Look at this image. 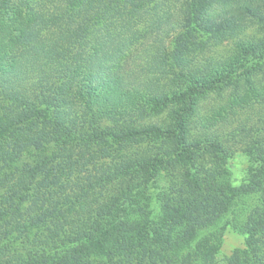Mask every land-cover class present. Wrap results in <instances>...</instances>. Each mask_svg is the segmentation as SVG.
Masks as SVG:
<instances>
[{
  "label": "trees",
  "instance_id": "trees-1",
  "mask_svg": "<svg viewBox=\"0 0 264 264\" xmlns=\"http://www.w3.org/2000/svg\"><path fill=\"white\" fill-rule=\"evenodd\" d=\"M226 226L264 264V0H0V264H217Z\"/></svg>",
  "mask_w": 264,
  "mask_h": 264
},
{
  "label": "rangeland",
  "instance_id": "rangeland-1",
  "mask_svg": "<svg viewBox=\"0 0 264 264\" xmlns=\"http://www.w3.org/2000/svg\"><path fill=\"white\" fill-rule=\"evenodd\" d=\"M257 85L260 86V83L258 82ZM226 90H228L225 93L226 95L231 92L230 87H227ZM215 96L217 95L215 93H212L207 99H214ZM223 98H226V96H224ZM236 153L234 154L233 158L229 160V166L232 171V176L237 182L244 176L248 161L247 158L243 156L240 152ZM223 232V243L217 255V264H226L227 257L234 250L242 248L244 245L242 236L235 232L232 228L226 226Z\"/></svg>",
  "mask_w": 264,
  "mask_h": 264
}]
</instances>
